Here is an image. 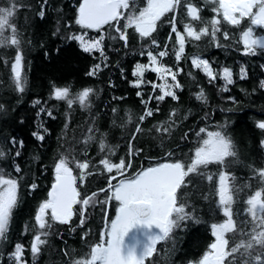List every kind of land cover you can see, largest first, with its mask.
Returning <instances> with one entry per match:
<instances>
[{
    "label": "trees",
    "instance_id": "1",
    "mask_svg": "<svg viewBox=\"0 0 264 264\" xmlns=\"http://www.w3.org/2000/svg\"><path fill=\"white\" fill-rule=\"evenodd\" d=\"M10 2L11 0H0V6H8ZM16 2L23 5L18 8L14 21L23 41V74L27 80L23 93L14 90L10 79V65L4 62L14 58L15 50L0 48V105H3L0 109V149L6 153L4 158H0V168L5 170L6 175L11 174L13 178L19 179L18 205L9 224L8 242L12 243L14 237L19 238L21 242L29 241L32 231L25 232V227L27 225L31 228L34 224L33 217L38 205L47 198V192L54 182V163L69 147L73 148L72 154L77 159H88L95 165L89 169L93 175L87 176L83 182L77 181L82 197L107 188L108 178L112 175L117 177L113 184L123 178L117 175L115 170L112 173L102 171L103 166L98 162L104 154L99 152L98 140L90 142L87 146L84 144L85 137L92 135L88 132V127L93 123V119L97 129L95 136L100 137L103 134L106 144L114 149L112 162L119 163L121 158L131 159L133 167L128 169L125 177L134 175L142 167L146 168L158 162L177 158L186 160L187 155L192 154L190 150L197 144L199 138L196 133L200 128L225 132L232 139L237 156L229 158L223 170L235 177L237 188L243 189L236 196L234 209L240 214L238 220L245 218L243 209L246 205L243 201L262 186L253 176L252 169L264 167V147L261 146L264 130L256 127L257 122L264 121V88L259 87L260 81L264 80V52L258 50L256 55H245L243 45L236 43L242 29L248 26L247 20L241 27L222 23V30L217 33V39L222 45L220 47L211 42L210 36L203 37L200 41L188 38L184 53L177 61L173 49L178 50L179 46L174 43L175 34L171 33L168 23L174 13H168L161 18L157 31L153 33L158 46L152 45L150 40H141L134 29H128V47L123 46V41H112L106 35L107 66L102 64L96 75L89 76L86 73L93 65L101 63L99 52L85 53L77 41L65 39L70 33L86 31L74 23L81 0H48L43 18L37 15L43 0ZM192 2L201 9L200 15L205 21L216 15L211 10L212 5L205 3V0ZM136 3L140 8L145 6L146 0H136ZM175 14L182 21L178 25V31L183 32V24L188 22V18L183 12ZM218 18L222 20V16ZM58 19L61 20L59 33L56 31ZM193 24L197 29L204 26L198 21ZM109 31L115 35L114 30L104 26L105 34ZM223 31H228L232 38L225 40ZM256 32L264 35V29L257 28ZM98 35L96 30H89L86 38H95ZM148 51L157 56L159 63L177 73V81L182 88L173 89L179 97L178 100L166 97L164 101L159 102V111H154L153 116L141 124L145 131L133 142L141 151L138 155L129 157L128 142L136 124L139 123V116L144 111L141 99L147 101L150 95L159 94V88L154 92L152 84L163 83L157 73L150 69L144 73V82L139 88L130 83L137 79L132 75L136 64H149ZM160 51H167L168 55L159 57ZM194 56L209 61L215 72L220 73L225 67L232 70L234 83L227 85L228 90L223 91L225 81L220 76L209 82V78L200 69L192 66ZM241 66L247 73V78L243 80L240 79ZM168 81L172 83L170 75ZM53 85L68 87L72 95L85 88L92 89L89 105L81 107L79 103H75L69 108L66 101L50 98ZM201 89L206 101L196 99V94ZM138 91L142 94L139 97L136 94ZM121 97L122 99H118ZM35 101L40 103L34 106ZM148 106L157 108V101L151 100ZM42 108L45 111L41 112ZM113 108L117 110L116 113H113ZM173 110L176 112L173 118L175 124L170 135L163 136L161 146V139L153 129L154 126L167 121ZM48 111H51L54 119L48 115ZM41 124L47 129L43 141L32 134L37 130L43 133V129H38ZM185 133L187 139H182ZM13 136L23 142L22 147L19 143L14 147L8 143V139ZM16 150L20 151L19 156L15 155ZM166 152L175 155L169 158L165 155ZM14 164L20 166L21 172L15 171ZM71 166L73 174L78 176L79 170L75 168V164ZM220 170L221 166L210 164L206 169H202L203 176L192 175V183L184 192L190 205L187 210L194 212L198 222L187 221L175 229L172 239L160 242L157 252L146 264H198L204 253L210 251L209 245L215 239L211 225L226 219L216 203L219 200L216 189ZM208 175L214 177L213 181L207 179ZM32 183L37 184L36 189L31 188ZM97 199L104 201L105 194L99 193ZM117 206L114 200L89 206L81 225V206L75 205L77 211L69 224H55L54 234L49 238V244L43 246L38 264H70L71 262H66L68 258H82L92 244L98 243L99 234L106 221L105 214L107 213L109 219L114 217ZM248 219L250 220V217ZM250 227L251 225L249 229ZM226 238L230 240V246H235L242 237L237 231L235 236L233 233H227ZM65 251L69 253L67 256ZM25 259L28 262V250L25 251Z\"/></svg>",
    "mask_w": 264,
    "mask_h": 264
},
{
    "label": "snow or ice",
    "instance_id": "2",
    "mask_svg": "<svg viewBox=\"0 0 264 264\" xmlns=\"http://www.w3.org/2000/svg\"><path fill=\"white\" fill-rule=\"evenodd\" d=\"M48 0H43L41 9L37 13L43 18ZM205 3L212 5L213 15L210 20L205 21L200 15L201 9L192 2V0H146L145 6L138 8L136 0H81L77 8V14L74 23L81 29L96 30L99 35L95 38L86 39V33H70L65 37L69 41H77L81 50L91 54L93 51L99 52L101 63L93 65L92 69L86 75L94 76L101 70V65L107 66V56L105 54V39L112 41H123L124 47H128L129 33L128 29H134L141 40H150L152 45H157L153 33L157 31L158 22L168 13H174L168 23L171 26V33L175 34L174 54L179 61L184 53L185 43L190 38L193 41H200L203 37H211V42L216 43L218 47L222 46L218 39L217 33L221 32L222 23H227L233 27H241L242 23L247 20L248 26L243 28L237 44L243 45L245 55H256L257 51L264 52V35L257 34L256 29H264V0H205ZM23 5H19L16 0H11L8 6H0V48L14 49V58H9L4 62L10 65V79L14 84V90L23 93L27 83L23 74L24 56L21 34L18 25L14 22L17 10ZM177 12H183L188 18V22L183 24V32L178 31V25L182 22L176 15ZM222 16V20L218 17ZM123 21V24H121ZM200 22L203 27L194 26L193 22ZM61 20H57V33L61 31L59 25ZM114 30L107 34L104 32V26ZM171 33L169 39H171ZM55 34V33H54ZM223 38L229 40L232 37L228 31H223ZM158 46V45H157ZM167 48V45H165ZM142 55L144 53H141ZM149 64L137 63L132 75L137 77L131 81L133 87L139 88L144 82V73L149 69L157 73L163 83L152 84L153 91L159 88V94L150 95L148 100L141 99L144 105L143 114L139 116V123L135 126V131L131 134L129 140V157L138 155L141 149L136 148L134 141L145 129L141 124L153 116L154 111H159V102L171 97L178 100L179 97L173 89L182 88L177 81V73L171 71L162 63H159L157 56L152 51L147 52ZM159 57L168 55L167 51H160ZM192 66L201 69L209 78V82L214 81L218 76L225 81L223 91H227V85L234 83L233 72L225 67L221 73L215 72L209 61L199 57L192 58ZM264 67V66H262ZM123 71V70H122ZM171 76L172 83H169L168 76ZM247 73L243 66L240 68V79H246ZM260 88H264V80L260 81ZM93 90L85 88L80 92L72 95L68 87H57L53 85L50 98L64 100L71 108L75 103L81 107L89 105V96ZM141 96V92L136 93ZM118 99H122L118 98ZM157 101V108L149 107L151 100ZM197 100L206 101L203 89L196 94ZM229 99H232L229 97ZM235 103V101H233ZM40 101H35L34 106ZM3 105H0V109ZM41 112L45 109H41ZM116 113V109H112ZM39 116V113H37ZM48 115L52 117L51 111ZM176 115L172 111L167 121L154 126V131L161 139L163 146V136L171 133L175 124L173 119ZM53 119L55 117H52ZM186 118V117H185ZM129 116V120H131ZM115 123V121H113ZM67 127V124L65 125ZM223 126H221L222 128ZM256 127L264 130V121H259ZM39 130L32 134L38 140L45 139L44 133L47 129L43 125H38ZM95 119L89 125L88 132L92 135L85 137L84 144L87 146L90 142L98 140L99 152L104 154L99 160L103 166V172L112 173L114 170L117 175L125 177L128 169L133 167L131 159L121 158L119 163H113L111 156L114 155V149L106 144L104 135L95 136ZM203 134V135H201ZM199 138L194 149L190 150L191 155H187L186 160L179 158L167 162L156 163L155 165L142 167L134 175H129L120 179L117 183L112 182L117 179L116 175L108 178L107 188H101L88 196H81L78 190L77 181L83 182L85 178L94 173L89 169L94 167L93 161L77 159L73 155V148L69 147L66 153H62L54 163V182L47 192V198L42 201L33 217L34 224L31 228L26 225L25 232L32 231L33 237L30 241V252L34 258L40 255L43 246L49 244V238L54 234L56 223L69 224L77 209L75 205H80L79 215L81 225L85 220V211L89 206L95 204H104L110 201L117 203L115 218L109 219L106 215L105 229L100 233V240L90 246V252L86 253L83 258L75 259L72 264H146L149 258H152L157 252V245L160 242H166L172 239V233L175 229L180 228L184 222H198L194 212L187 209L190 205L187 203V194L184 192L191 183L193 174L203 176L202 169H206L210 164L221 166L218 173L219 181L216 193L219 197L217 208L226 218L221 223L211 225L214 242L209 245L210 251H206L198 264H264V167L253 168V176L261 183V188L250 194L243 201L246 207L243 209L244 219L238 220L240 215L235 209L236 196L242 188H237L234 181L235 177L231 173L223 170L226 167L229 158H235L237 152L232 139L225 132L209 131L207 128H200L196 133ZM182 139H187L185 133ZM79 142V141H77ZM8 143L13 147L16 144L23 146L22 141L16 137L8 139ZM264 147V140L261 141ZM87 155V147L84 149ZM16 156L20 151L16 150ZM169 158L175 154L166 152ZM6 153L0 149V158H4ZM79 170V175L73 174L74 170L71 165ZM15 171L21 172L18 164H14ZM207 179L211 182L214 177L208 175ZM249 187V185H244ZM18 188L19 179L13 178L11 174H5V170L0 168V241L7 239L9 224L12 219L14 209L18 205ZM32 189L37 188L36 183L31 184ZM99 193L105 194V200L97 199ZM207 198V197H205ZM250 217V220L248 219ZM249 225H251L249 229ZM75 231V229H71ZM239 232L242 237L235 246H230V240L226 238L227 233L235 234ZM247 239H243V237ZM84 237H82L83 239ZM26 248L22 243H17L14 250L9 254L12 264H27L24 259ZM65 256L69 253L64 252ZM192 264V262H189Z\"/></svg>",
    "mask_w": 264,
    "mask_h": 264
},
{
    "label": "flooded vegetation",
    "instance_id": "3",
    "mask_svg": "<svg viewBox=\"0 0 264 264\" xmlns=\"http://www.w3.org/2000/svg\"><path fill=\"white\" fill-rule=\"evenodd\" d=\"M123 178H125V177H123ZM112 218H115V216L111 217L110 219H112ZM110 219H109V223H110ZM104 229H105V224H104L103 228L101 229V231H103ZM33 234H34L33 232L29 234L30 235L29 241L21 242V241H19V238L14 237L12 243L8 242V240H10V236L7 234V239L0 241V264H2V263L3 264H12V262L10 261L9 254L14 250V246L17 243H22L25 246L26 250H28V262H27V264H33L34 258L30 252V241L32 240ZM61 236H62V234H61ZM16 239H17V241H16ZM99 240H100V234L98 237V242H99ZM88 247H89V245H88ZM89 252H90V249L86 250L84 255L86 253H89ZM41 253L38 257L35 258V264H38L39 258L41 257ZM84 255H83V257H84ZM75 257L72 256L71 258H68L66 260V262H71L70 264H72V261H74L75 259H79V258H77V257L75 258ZM24 259H25V255H24Z\"/></svg>",
    "mask_w": 264,
    "mask_h": 264
},
{
    "label": "rangeland",
    "instance_id": "4",
    "mask_svg": "<svg viewBox=\"0 0 264 264\" xmlns=\"http://www.w3.org/2000/svg\"><path fill=\"white\" fill-rule=\"evenodd\" d=\"M84 30H86L85 32H81V33H87V31H89V30H92V29H84ZM78 34H80V33H78ZM87 39V38H86ZM78 43V42H77ZM78 45H79V43H78ZM80 47V46H79ZM194 57H198V56H194ZM194 57H192V58H194ZM200 58V57H199ZM202 59V58H201ZM205 60V59H204ZM201 70V69H200ZM202 71V70H201ZM222 71H223V69H222ZM222 71L220 72L221 74H222ZM203 72V71H202ZM204 73V72H203ZM78 103V102H77Z\"/></svg>",
    "mask_w": 264,
    "mask_h": 264
}]
</instances>
